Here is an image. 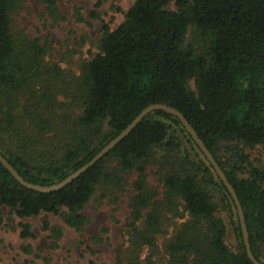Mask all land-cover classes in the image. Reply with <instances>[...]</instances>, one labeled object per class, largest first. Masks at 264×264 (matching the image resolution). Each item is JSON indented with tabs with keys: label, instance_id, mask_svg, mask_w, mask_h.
I'll use <instances>...</instances> for the list:
<instances>
[{
	"label": "trees",
	"instance_id": "16d2710c",
	"mask_svg": "<svg viewBox=\"0 0 264 264\" xmlns=\"http://www.w3.org/2000/svg\"><path fill=\"white\" fill-rule=\"evenodd\" d=\"M28 1L0 0V154L18 174L33 184L59 182L143 108L166 104L183 114L223 170L241 204L252 254L264 262V162L254 165L242 149L264 145V0H135L116 27L101 24L98 51L81 63L78 75L62 82L60 89L80 110L57 121L54 93L37 87L49 44L15 32L13 25ZM40 1L48 18L63 19L56 0ZM99 6L96 0L91 17H99ZM48 69L59 79L58 66ZM180 133L195 150L193 157L182 147ZM222 147L229 156H221ZM150 167L157 186L148 180ZM129 183L130 248H117L118 264L123 258L132 264L143 247L155 250L175 217L183 221L165 245L166 264H253L229 192L180 120L163 110L147 113L57 190L28 188L0 162V205L20 219L56 214L80 230L87 222L81 211L97 188L118 199ZM209 184L219 187L236 212L235 250L224 241L226 226L216 215ZM41 220L52 237L61 236L60 226L46 215ZM18 226L20 238L34 236L30 223ZM90 239L99 240L97 234ZM22 249L31 251L28 244Z\"/></svg>",
	"mask_w": 264,
	"mask_h": 264
},
{
	"label": "rangeland",
	"instance_id": "374dc122",
	"mask_svg": "<svg viewBox=\"0 0 264 264\" xmlns=\"http://www.w3.org/2000/svg\"><path fill=\"white\" fill-rule=\"evenodd\" d=\"M134 1L100 0V6L96 9L98 18L89 15L94 9L96 0H56L63 16V19L56 22L44 13L45 5L40 0H29L26 7L15 14L13 18L15 32L22 31L28 38H38L49 44L43 57L44 66L37 80V87L50 89V93H54L52 97L56 98V104L51 108L56 109L53 115L56 121L61 115L66 113L77 115L80 110L68 91L64 88L60 89L62 82L70 80L71 75H78L81 63L98 51L97 42L101 34V24L104 22L110 28L116 27ZM77 15L82 19L78 20ZM189 34L190 32L187 35ZM53 65L58 66L61 74L59 79L54 78L52 73L45 72ZM21 103L26 104L24 100ZM17 110L20 111L21 106ZM180 141L182 147L193 157L195 150L181 133ZM242 149L254 165L264 162V145H256L253 148L242 147ZM220 154L229 156L224 147ZM153 170L160 169L158 166H153ZM147 172L150 184L157 186L158 175L151 167ZM207 189L215 203L216 215L226 226L224 241L231 250H235L238 239L232 221L237 222L236 212L230 210L223 192L217 185L209 184ZM125 190V193L116 199L114 195H106L104 189L97 188L81 211L87 217V222L80 230L65 225L56 214L41 213L36 217L20 219L8 207L0 205V264H118L117 248L127 250L130 248L125 233L128 215L126 202L133 192L130 183ZM180 211L183 212L181 207ZM44 215L49 218L51 225L61 227L62 233L59 238L55 239L50 235V231L42 228L41 219ZM20 221L30 223L34 235L32 238H20L18 226ZM181 221L183 220L179 217L167 221V233L157 238L155 250L143 247L137 251V258L131 257L132 254L128 251L126 256L131 257L132 264H166L165 245L174 227ZM92 234H97L99 240H91ZM27 244L30 245V252L22 249V246ZM261 251L264 256V244L261 246ZM262 259L264 261L263 257ZM122 264H129L128 259L123 258Z\"/></svg>",
	"mask_w": 264,
	"mask_h": 264
},
{
	"label": "water",
	"instance_id": "95a60500",
	"mask_svg": "<svg viewBox=\"0 0 264 264\" xmlns=\"http://www.w3.org/2000/svg\"><path fill=\"white\" fill-rule=\"evenodd\" d=\"M153 110H163L167 113H170L174 116H176L185 130L190 134L194 142L197 144L199 149L203 152L206 159L209 161L210 165L213 167L214 171L218 175L219 179L222 181L224 186L226 187L227 191L229 192L234 205L236 207V212L238 215L241 231H242V237L243 242L245 244V250L248 258L251 260L253 264H264V262H261L257 260L254 255L252 254L250 244L248 242V232L245 226L244 217H243V211L241 204L239 202V199L235 193L234 188L228 181L226 175L224 174L223 170L220 168L218 163L216 162L213 155L210 153V151L206 148L202 140L197 136L194 129L190 126L189 122L185 119L183 114L179 112L177 109L168 106L166 104L162 103H154L146 106L143 108L133 119L132 121L121 131L119 132L113 139H111L107 144H105L88 162L84 163L81 167H79L77 170L71 172L69 175H67L64 179H62L59 182L50 184V185H39V184H33L30 182L25 181L18 172L13 168V166L0 154V162L2 165L24 186L41 191V192H48L52 190H57L65 186L69 181L76 178L81 172L85 171L89 166L97 162L103 155H105L108 151H110L125 135H127L130 130L149 112Z\"/></svg>",
	"mask_w": 264,
	"mask_h": 264
}]
</instances>
